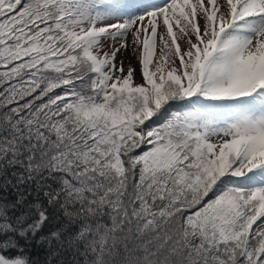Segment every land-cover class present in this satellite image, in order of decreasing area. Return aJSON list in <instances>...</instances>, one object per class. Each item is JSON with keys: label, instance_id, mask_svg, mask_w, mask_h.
Listing matches in <instances>:
<instances>
[{"label": "snow or ice", "instance_id": "1", "mask_svg": "<svg viewBox=\"0 0 264 264\" xmlns=\"http://www.w3.org/2000/svg\"><path fill=\"white\" fill-rule=\"evenodd\" d=\"M0 264H264V0H0Z\"/></svg>", "mask_w": 264, "mask_h": 264}, {"label": "rangeland", "instance_id": "2", "mask_svg": "<svg viewBox=\"0 0 264 264\" xmlns=\"http://www.w3.org/2000/svg\"><path fill=\"white\" fill-rule=\"evenodd\" d=\"M118 60H119V57H118ZM132 63H133V66L135 67L136 66V62H135L134 59H133Z\"/></svg>", "mask_w": 264, "mask_h": 264}, {"label": "trees", "instance_id": "3", "mask_svg": "<svg viewBox=\"0 0 264 264\" xmlns=\"http://www.w3.org/2000/svg\"><path fill=\"white\" fill-rule=\"evenodd\" d=\"M42 258V257H41Z\"/></svg>", "mask_w": 264, "mask_h": 264}]
</instances>
